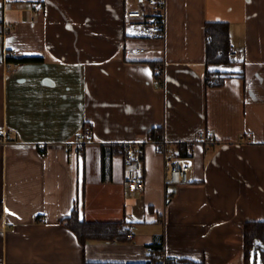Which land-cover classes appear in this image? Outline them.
<instances>
[{
    "label": "crops",
    "instance_id": "0c3cea01",
    "mask_svg": "<svg viewBox=\"0 0 264 264\" xmlns=\"http://www.w3.org/2000/svg\"><path fill=\"white\" fill-rule=\"evenodd\" d=\"M131 1L0 0V131L16 138L0 144V264H145L159 243L172 259L244 264V224L264 221V0H167L154 41L127 37ZM209 22L228 24L227 66H206ZM9 51L30 61L8 71ZM153 128L170 158L187 146V184L164 183ZM206 130L208 144L194 141ZM131 141H146L136 191L111 149ZM75 208L80 221L123 222L130 239L82 246L65 226Z\"/></svg>",
    "mask_w": 264,
    "mask_h": 264
},
{
    "label": "built area",
    "instance_id": "2783aa9c",
    "mask_svg": "<svg viewBox=\"0 0 264 264\" xmlns=\"http://www.w3.org/2000/svg\"><path fill=\"white\" fill-rule=\"evenodd\" d=\"M166 6L167 0H132L129 6L124 8L123 18L125 24L126 35L129 38L136 40H162L165 38L166 30ZM8 30V28H5ZM136 53H144L145 49L135 48ZM16 51H9L5 53L6 69L11 71L14 67L16 59H18ZM228 57L234 62L236 53L229 52ZM157 77L160 78L163 84L164 69L160 66L156 69ZM91 127L88 124L82 126L76 141L71 144L70 150L74 153H79L88 142L91 135ZM152 133L157 135L156 140L150 139L154 142L156 151L164 158L167 152V142L163 136L161 128L153 129ZM212 134L210 131H198L194 141H199L208 144ZM16 138L11 131H0V144L6 145L15 142ZM194 141L187 144L190 146ZM146 141H131L118 144L117 149L123 159V165L130 168L126 172L128 187L131 191H136L140 188L142 183L141 164L144 160V149ZM43 156V154H41ZM192 169V161L190 158H168L165 159L163 167V181L166 186H179L187 184L190 181L189 175ZM166 196H170L171 192L166 191ZM132 230V226L129 227ZM149 260L145 264H151L150 248L146 251ZM158 264H169L170 258L166 255L165 248L159 253ZM180 261V259H176ZM119 264V263H116Z\"/></svg>",
    "mask_w": 264,
    "mask_h": 264
},
{
    "label": "trees",
    "instance_id": "16d2710c",
    "mask_svg": "<svg viewBox=\"0 0 264 264\" xmlns=\"http://www.w3.org/2000/svg\"><path fill=\"white\" fill-rule=\"evenodd\" d=\"M204 33L206 39L205 48V63L207 67L227 66L233 63L228 57L231 51V40L229 34V27L226 23L209 22L204 26ZM23 61H30L26 58L16 59V63ZM205 83L207 86L219 87L223 84V78L220 72L208 70L205 76ZM155 129V128H153ZM149 132V138L156 140L157 135ZM113 153L120 154L117 147H111ZM190 156L187 146H181L176 157L187 158ZM80 214L78 209H73L70 216L66 218L65 226L70 229L78 239L79 243L84 246L92 241L110 242L113 239H118L122 242H127L128 237L127 227L123 222L115 223H87L79 220ZM162 244H154L149 248L151 253V264H158L159 253L162 250ZM243 255L244 264H256V258L259 264H264V221H248L243 227ZM91 264V263H85ZM95 264V263H92ZM169 264H204L203 262H195L188 259L170 258Z\"/></svg>",
    "mask_w": 264,
    "mask_h": 264
},
{
    "label": "rangeland",
    "instance_id": "374dc122",
    "mask_svg": "<svg viewBox=\"0 0 264 264\" xmlns=\"http://www.w3.org/2000/svg\"><path fill=\"white\" fill-rule=\"evenodd\" d=\"M170 152H169V148H168V151H167V157H169L170 158ZM253 261H254V259L252 258V264H253ZM256 264H259V260H258V258H256Z\"/></svg>",
    "mask_w": 264,
    "mask_h": 264
}]
</instances>
